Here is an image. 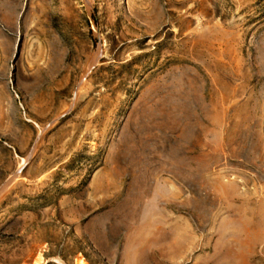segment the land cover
Listing matches in <instances>:
<instances>
[{"label": "rangeland", "instance_id": "rangeland-1", "mask_svg": "<svg viewBox=\"0 0 264 264\" xmlns=\"http://www.w3.org/2000/svg\"><path fill=\"white\" fill-rule=\"evenodd\" d=\"M30 156L0 264H264V0H0V191Z\"/></svg>", "mask_w": 264, "mask_h": 264}, {"label": "crops", "instance_id": "crops-1", "mask_svg": "<svg viewBox=\"0 0 264 264\" xmlns=\"http://www.w3.org/2000/svg\"><path fill=\"white\" fill-rule=\"evenodd\" d=\"M161 182H162L161 185H162V187L164 188V190L166 191V194H167V196L166 197L164 196V197L166 198V200H171V202H173V203H172L171 206L168 205L167 208H165V207L162 208L163 210L166 211L167 214L162 216L163 221H161V219L157 220L158 226H159V224H161V222H162L163 225L168 224L165 221L167 220V217L170 216V211L169 210L171 208L174 209L176 207L175 200L178 198L177 195H179L178 192H177L179 186L177 185V180H176L175 174H172V172L171 173L170 172L162 173ZM191 182H194V180H191ZM189 188L191 189V191L195 192L196 194L197 193H203V188L198 187L194 183H191V187H189ZM160 211H161V209H160ZM171 213L174 216L175 212L172 211ZM159 214H156L155 217H154V219H153V220H155V224H156V217H159ZM189 225L191 227V224L190 223H189ZM171 231L174 232L175 231V228H170V232ZM169 234H168V237L166 238L167 242L164 239L163 241L162 240L159 241V245H152V247L149 250V252L151 250H153L152 253L150 252L151 255H158V256H162V255H164V256L171 255L172 256V255H175V251H176V249L174 247V245H175V238L172 240L170 238ZM127 244H129V243H127ZM193 245H194V243H190V245H188L190 248H187V247L184 248L185 252L183 254L184 255H189V256H191L192 254H194L193 253V250H192ZM125 248H126V246H125ZM193 249H195L194 251L196 252V250L198 248H193ZM154 251H156L155 252L156 254H154Z\"/></svg>", "mask_w": 264, "mask_h": 264}, {"label": "bare ground", "instance_id": "bare-ground-1", "mask_svg": "<svg viewBox=\"0 0 264 264\" xmlns=\"http://www.w3.org/2000/svg\"><path fill=\"white\" fill-rule=\"evenodd\" d=\"M97 60L98 58H95L94 62L92 63V65L90 66L89 69H87V74L86 76L89 74L90 70L94 68V66L96 65L97 63ZM58 71L62 70L60 67L57 68ZM85 76V77H86ZM85 77L83 78V80H85ZM82 84V83H81ZM128 141H129V138H128ZM29 159H31V156L26 158V159H23V163L20 165L19 169H18V173L16 176H14L13 178L10 179V181L7 183V185L0 191V197L3 195V193L10 187V185L13 183V181H15L17 179V177H19V174L21 172V170L28 164V162L30 161ZM184 175V174H183ZM131 196H130V200H129V203L131 205V207H133L132 203H131ZM139 206L137 205L136 207H133V210H131V219H133L131 222H135L137 220V217L138 215L140 214V210H139ZM132 209V208H131ZM137 215V216H136ZM133 216V217H132ZM100 221V220H99ZM98 221V222H99ZM104 221V220H103ZM97 222V221H96ZM94 223V225H92V228L90 229L89 231V234L91 235L94 243L96 245H100V242H103L102 240H105L103 238H105V236L101 237L100 235L102 233H100L99 235V232L102 230L101 229V226H103L104 222L102 223L101 221L99 223ZM102 223V224H101ZM103 228V227H102ZM101 229V230H100ZM102 232V231H101ZM105 232L103 231V234ZM102 234V235H103ZM110 242V241H109ZM106 243V242H105ZM102 244V243H101ZM113 250V249H112Z\"/></svg>", "mask_w": 264, "mask_h": 264}]
</instances>
